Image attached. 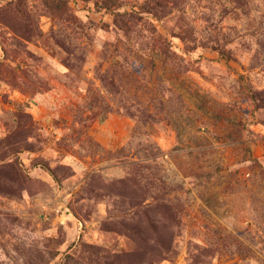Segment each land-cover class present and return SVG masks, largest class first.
<instances>
[{
	"label": "rangeland",
	"instance_id": "1",
	"mask_svg": "<svg viewBox=\"0 0 264 264\" xmlns=\"http://www.w3.org/2000/svg\"><path fill=\"white\" fill-rule=\"evenodd\" d=\"M0 264H264V0H0Z\"/></svg>",
	"mask_w": 264,
	"mask_h": 264
}]
</instances>
